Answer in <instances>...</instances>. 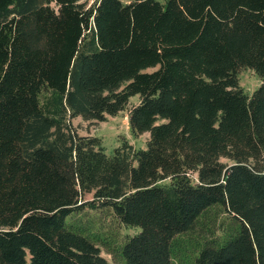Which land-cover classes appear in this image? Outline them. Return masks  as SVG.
<instances>
[{"label":"trees","instance_id":"1","mask_svg":"<svg viewBox=\"0 0 264 264\" xmlns=\"http://www.w3.org/2000/svg\"><path fill=\"white\" fill-rule=\"evenodd\" d=\"M134 96L144 149L70 128ZM85 206L138 228L124 264H173L213 207L229 225L193 264H264V0H0V264H108L66 222Z\"/></svg>","mask_w":264,"mask_h":264},{"label":"rangeland","instance_id":"2","mask_svg":"<svg viewBox=\"0 0 264 264\" xmlns=\"http://www.w3.org/2000/svg\"><path fill=\"white\" fill-rule=\"evenodd\" d=\"M237 79L239 87L248 95L260 85L259 77L250 69H239ZM43 94L45 95V92ZM137 103V96L130 98L124 111L113 117L107 116L103 122L84 121L81 117L69 119L70 128L77 136L99 138L106 155H112L114 149L120 147L123 142L135 150L144 149L148 134L133 135L128 124L129 109ZM221 161L227 162L225 159ZM91 199L92 195L86 194L83 202ZM66 222L71 228L89 237L108 264H124L115 250L127 237L138 231V228L121 225L106 208L90 209L85 206L80 211L71 214ZM228 225L227 215L222 212L221 208H211L206 216L196 224L193 231L175 238L173 264H193V258L203 242L207 240L219 242L223 236V229ZM108 252L115 255L112 256Z\"/></svg>","mask_w":264,"mask_h":264},{"label":"built area","instance_id":"3","mask_svg":"<svg viewBox=\"0 0 264 264\" xmlns=\"http://www.w3.org/2000/svg\"><path fill=\"white\" fill-rule=\"evenodd\" d=\"M100 0H81L87 7L99 3Z\"/></svg>","mask_w":264,"mask_h":264}]
</instances>
